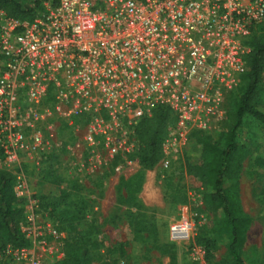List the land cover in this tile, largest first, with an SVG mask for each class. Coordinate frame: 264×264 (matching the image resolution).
Returning a JSON list of instances; mask_svg holds the SVG:
<instances>
[{"label": "built area", "instance_id": "obj_1", "mask_svg": "<svg viewBox=\"0 0 264 264\" xmlns=\"http://www.w3.org/2000/svg\"><path fill=\"white\" fill-rule=\"evenodd\" d=\"M41 5L29 19L0 9V168L12 174L15 195L26 198L21 230L30 242L7 246L0 252L4 264H48L46 256L57 262L63 256L64 233L49 220L40 223L42 211L24 172L59 152L54 136L60 128L82 127L69 149L83 173L112 165L116 157L119 168L137 149L139 119L155 105H167L176 120L158 164L163 170L177 165L192 132L224 119L228 95L244 71L245 40L264 21V0ZM81 112L89 121L71 124ZM199 224L183 206L168 225V237L185 247L192 264H210L206 249L192 240Z\"/></svg>", "mask_w": 264, "mask_h": 264}, {"label": "trees", "instance_id": "obj_2", "mask_svg": "<svg viewBox=\"0 0 264 264\" xmlns=\"http://www.w3.org/2000/svg\"><path fill=\"white\" fill-rule=\"evenodd\" d=\"M43 1L0 0V9L10 17L29 19L42 11ZM245 44L249 50L243 55L244 71L240 75V82L228 95L224 119L217 124L224 134L223 140H213L209 131H194L186 142L184 159L187 174L203 181L204 210L214 214L213 218L198 226L193 237L195 243L206 249L208 263L212 259L216 237L225 236L226 251L230 257L228 261L231 264H244L242 249L251 224L250 215L242 209L238 184L231 182V179L240 168V162L235 157L240 153H250V138L245 136L246 120L257 122L264 133V21L255 26ZM89 119L88 113L81 112L71 119V124L84 125ZM175 120L176 115L169 106L158 104L152 107L150 114L140 118L135 125L137 149L124 157L136 159L142 169L153 168L162 157V142ZM119 160L121 157H116L112 165ZM47 168V174L54 176L52 166L47 165ZM138 175L124 180L126 196L119 198L120 201L129 204L134 200L139 189ZM132 177L135 178L133 182ZM62 182L60 177L50 178L46 180L47 185L32 195L55 229L64 233L61 238L63 256L56 264H91L88 243L94 242L91 237L99 233L98 226L95 220L81 216L79 209L73 212L63 206L66 195L59 187ZM179 194V191L173 192L172 201L185 203V195ZM25 204L26 198L15 195L12 174L0 168V252L7 246L15 248L30 244L21 230L25 220ZM134 205L137 207L136 203ZM207 228L212 237H207Z\"/></svg>", "mask_w": 264, "mask_h": 264}, {"label": "rangeland", "instance_id": "obj_3", "mask_svg": "<svg viewBox=\"0 0 264 264\" xmlns=\"http://www.w3.org/2000/svg\"><path fill=\"white\" fill-rule=\"evenodd\" d=\"M217 124L206 131L213 140H223L224 134ZM244 126L245 136L251 142L248 145L250 153L235 157L240 168L231 179L238 184L242 209L251 217L241 256L244 264H264V133L252 119H247ZM75 129L76 126L60 128L54 136L59 152L49 153L39 166L26 165L24 172L30 194L44 187L50 178L63 179L59 185L66 195L63 206L73 212L79 209L81 216L95 220L98 226L99 233L91 237L94 242L88 243L91 264H192L185 247L169 240L168 225L183 206L198 219L199 225L213 218L214 214L204 210L203 181L187 174L186 144L177 165L167 170L158 163L153 168L142 169L138 161L127 159L120 162L119 168L108 164L85 174L73 166L69 149L75 148L83 133L82 127L74 132ZM47 165L52 166L54 176L47 174ZM136 174H139V189L134 200L129 204L120 201L119 198L126 196L124 180ZM132 178L133 182L135 178ZM145 183H149V187ZM176 191L181 193L179 196L185 195V203L172 201ZM38 216L40 223L48 220L45 212L38 213ZM209 230H206L207 237H212ZM195 235L196 232L193 237ZM44 259L48 264L57 262L54 256ZM228 259L225 236L216 237L210 264H231ZM0 264H3L1 257Z\"/></svg>", "mask_w": 264, "mask_h": 264}, {"label": "crops", "instance_id": "obj_4", "mask_svg": "<svg viewBox=\"0 0 264 264\" xmlns=\"http://www.w3.org/2000/svg\"><path fill=\"white\" fill-rule=\"evenodd\" d=\"M145 184L148 185L147 187H149V185H150L149 183H145ZM145 184H144V185H145Z\"/></svg>", "mask_w": 264, "mask_h": 264}]
</instances>
